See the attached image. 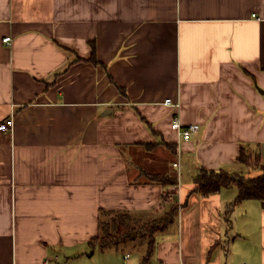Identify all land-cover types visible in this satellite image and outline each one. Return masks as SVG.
Masks as SVG:
<instances>
[{"label":"crops","instance_id":"crops-1","mask_svg":"<svg viewBox=\"0 0 264 264\" xmlns=\"http://www.w3.org/2000/svg\"><path fill=\"white\" fill-rule=\"evenodd\" d=\"M175 117L199 133L184 141ZM10 120L0 264H264V203L229 212L236 188L192 193L200 168L262 174L238 158L245 148L264 165V0H0ZM160 141L177 154L159 147L150 164L170 160L176 187L138 180L140 145ZM173 209L151 254L89 245L102 211L161 223Z\"/></svg>","mask_w":264,"mask_h":264},{"label":"trees","instance_id":"trees-1","mask_svg":"<svg viewBox=\"0 0 264 264\" xmlns=\"http://www.w3.org/2000/svg\"><path fill=\"white\" fill-rule=\"evenodd\" d=\"M94 65H100L96 57V50L93 48L92 58L90 61ZM112 83L116 85L113 79ZM118 87V86H117ZM122 94L126 95L125 91L118 87ZM154 135H158L156 131L152 129ZM144 148L143 153L135 155L136 164L135 167L140 171L138 180L145 178V184H158L164 187H176L178 186V177L175 173H171L168 170L170 160L163 159L161 165L163 168L156 170L153 169L150 160L157 158L156 150L159 147H165L167 154L171 157H175L177 154L176 147L172 144L160 141L158 144H143L140 145ZM145 152V153H144ZM149 162V163H148ZM238 162L246 167L259 168L262 174L256 178H247L239 173H229L226 171L214 172L208 171L205 168H200L198 175L193 180L194 190L193 194H198L202 197H209L220 194L222 191L236 188L238 195L236 200L229 206V212L237 208L245 201H260L264 203V165L261 162V158L258 152H251L242 148ZM177 214V209H173V212L169 218L162 220L160 226L157 222H145L138 217H134L127 212H105L100 214V232L99 235L90 242V247L99 246L103 251L115 250L121 251V246H125L129 243H136L140 241H149L148 254H151L154 249L156 234L158 230H164L170 221L174 219ZM110 218V222L103 221V218ZM140 243V245H142ZM139 245V246H140Z\"/></svg>","mask_w":264,"mask_h":264},{"label":"built area","instance_id":"built-area-1","mask_svg":"<svg viewBox=\"0 0 264 264\" xmlns=\"http://www.w3.org/2000/svg\"><path fill=\"white\" fill-rule=\"evenodd\" d=\"M256 15H253V18H256ZM4 44L11 46L12 40L10 38L5 39ZM164 105L166 107L173 108L174 110L180 109V104H174L171 100H167ZM13 127V120L4 122L0 125V132H8ZM172 129L179 134V136L186 142L190 141L195 135H197L200 131V127L197 125L191 126H183L178 118H174V122L172 124ZM174 167L177 168L178 164H174Z\"/></svg>","mask_w":264,"mask_h":264},{"label":"rangeland","instance_id":"rangeland-1","mask_svg":"<svg viewBox=\"0 0 264 264\" xmlns=\"http://www.w3.org/2000/svg\"><path fill=\"white\" fill-rule=\"evenodd\" d=\"M145 153V152H144ZM149 163V162H148ZM256 177H258V176H256ZM255 177V178H256ZM103 221H105V222H110V218L108 219V218H103ZM146 221H144V223H145ZM160 222H158V225L160 226ZM146 242H141L140 241V243H142V245H140V243L139 242H136V243H129V244H127V245H125V246H121V252H126V251H135V252H140L141 254H143L144 256H145V254L147 255V252H148V249H149V246H148V243H149V241H147V240H145ZM140 245V246H139ZM126 247V248H125Z\"/></svg>","mask_w":264,"mask_h":264}]
</instances>
